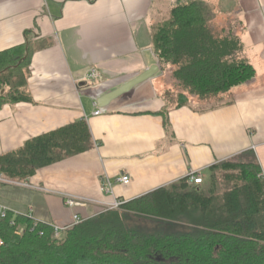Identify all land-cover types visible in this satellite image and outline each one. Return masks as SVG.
Returning a JSON list of instances; mask_svg holds the SVG:
<instances>
[{
	"label": "crops",
	"instance_id": "1",
	"mask_svg": "<svg viewBox=\"0 0 264 264\" xmlns=\"http://www.w3.org/2000/svg\"><path fill=\"white\" fill-rule=\"evenodd\" d=\"M177 1L189 0H0V53L27 36L32 53L29 99L0 107V157L80 121L93 143L27 179L49 193L0 185V207L20 216L31 209L39 224L64 228L74 214L89 218L103 203L135 200L191 172L204 181L212 166L229 160L255 161L264 181V0H199L213 14V29L223 20L217 12L225 15L219 33L239 39L255 76L221 98L180 108L165 97L169 74L152 49L154 28ZM152 67L158 70L150 80L98 105ZM122 176L128 185L118 182ZM63 195L97 204L69 209Z\"/></svg>",
	"mask_w": 264,
	"mask_h": 264
},
{
	"label": "trees",
	"instance_id": "2",
	"mask_svg": "<svg viewBox=\"0 0 264 264\" xmlns=\"http://www.w3.org/2000/svg\"><path fill=\"white\" fill-rule=\"evenodd\" d=\"M212 19L202 1H177L152 32L157 64L169 74L165 97L172 96L175 108L192 99L221 98L255 76L240 56L239 39L213 29ZM31 56L28 36L23 45L0 53V107L29 99ZM92 146L80 121L1 156L0 174L27 180ZM12 216L0 219V264H264V181L255 161L212 166L206 189L184 178L86 218L62 239H54L48 225L31 230L23 216L16 215L11 226Z\"/></svg>",
	"mask_w": 264,
	"mask_h": 264
},
{
	"label": "built area",
	"instance_id": "3",
	"mask_svg": "<svg viewBox=\"0 0 264 264\" xmlns=\"http://www.w3.org/2000/svg\"><path fill=\"white\" fill-rule=\"evenodd\" d=\"M97 76H98L97 72L95 70H92L88 77L90 79H94ZM100 113H101V111L97 110L93 113V115L98 116ZM118 182L121 183L122 185H128L130 180L128 177L122 176L118 179ZM187 184L189 186L202 185L203 184L202 176L197 172L189 173L187 175ZM0 185L12 186V187L20 188V189L33 191V192H41V193H49L50 192L45 187L33 185L32 183H30L27 180H23V181L13 180V179H9V178L4 177L2 174H0ZM62 197H63V201H64L65 206L69 209H77V208L78 209H86L88 206H91L93 204L94 205L97 204L96 201L88 199V198L75 197V196H71V195H63ZM125 203L126 202L121 201V200H114L112 203H106V204L103 203L102 206L104 207V211H111V210L120 209ZM9 213L10 212L6 208L0 207V219H5ZM15 216L16 215H13L11 220H10L11 226L14 224ZM22 216L24 217V219L31 222V230H33L39 224L36 220L33 219L31 209H29ZM85 219L86 218H83V217L79 216L78 214H74L72 216V223L70 226L64 227V228L51 226L52 231H53V238L54 239H60L61 234H63V232L65 230L70 229L73 226L80 224ZM21 231H22V229L19 230V232H21ZM39 234L42 235L41 232ZM3 245H4V243L0 239V249L3 247Z\"/></svg>",
	"mask_w": 264,
	"mask_h": 264
},
{
	"label": "water",
	"instance_id": "4",
	"mask_svg": "<svg viewBox=\"0 0 264 264\" xmlns=\"http://www.w3.org/2000/svg\"><path fill=\"white\" fill-rule=\"evenodd\" d=\"M157 67H152L145 73L139 75L138 77L134 78L133 80L129 81L125 85L121 86L120 88L102 96L97 100V103L100 107L107 105L110 101L116 99L117 97L129 92L131 89L136 87L137 85L150 80L156 73Z\"/></svg>",
	"mask_w": 264,
	"mask_h": 264
},
{
	"label": "rangeland",
	"instance_id": "5",
	"mask_svg": "<svg viewBox=\"0 0 264 264\" xmlns=\"http://www.w3.org/2000/svg\"><path fill=\"white\" fill-rule=\"evenodd\" d=\"M223 17V20L221 21V20H217L216 21V23L214 24V26L216 25V27H215V30H217V31H219L220 29H221V27H222V25L226 22V20H225V15H221V12L220 11H218L217 12V19H221ZM169 19V15H167L166 17H165V19H164V21H167ZM173 95H175V94H173ZM171 98H172V96H167L166 97V99H167V101L169 102V103H171V102H173L172 100H171ZM7 178V177H6ZM222 183H224L223 181H221ZM207 186H208V177L203 181V184L201 185V187L202 188H204V189H206L207 188ZM119 210V209H118ZM63 238V234H61V236H60V239H62Z\"/></svg>",
	"mask_w": 264,
	"mask_h": 264
}]
</instances>
